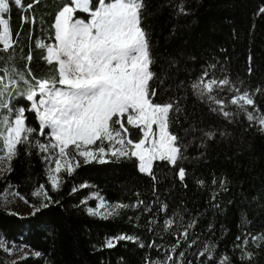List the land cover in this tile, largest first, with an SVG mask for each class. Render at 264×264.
I'll return each mask as SVG.
<instances>
[{
  "label": "trees",
  "instance_id": "obj_1",
  "mask_svg": "<svg viewBox=\"0 0 264 264\" xmlns=\"http://www.w3.org/2000/svg\"><path fill=\"white\" fill-rule=\"evenodd\" d=\"M71 4L8 0L11 45L1 41L0 21V153L17 106L25 118L0 171V264H264V130L256 119L264 115V0H144L149 97L171 107L180 156L155 159L146 172L132 154L87 160L70 145L74 167L54 185L46 159L53 137L32 96L39 98L40 82H59L47 45L58 13ZM205 77L219 88L206 92ZM241 93L251 103L236 102ZM110 126L134 143L144 136L126 114ZM102 144L109 145L103 136L93 146ZM9 191L35 211L9 209ZM95 194L109 214L91 212ZM8 243L31 252L12 260Z\"/></svg>",
  "mask_w": 264,
  "mask_h": 264
},
{
  "label": "rangeland",
  "instance_id": "obj_2",
  "mask_svg": "<svg viewBox=\"0 0 264 264\" xmlns=\"http://www.w3.org/2000/svg\"><path fill=\"white\" fill-rule=\"evenodd\" d=\"M71 1L72 4L57 17L56 39L47 45L49 60L58 62L59 82H40L39 98L34 100L32 96L33 107L53 137L46 158L51 182L58 185L59 173L73 169L75 161L67 152L70 145L77 147L87 160L104 161L109 155L132 154L146 172L150 171L155 159L177 161L181 147L171 128V107L152 104L149 97L148 42L140 21L144 0H100L95 9L91 6L92 0ZM6 4V0H0L1 41L5 45L10 42L3 18ZM82 13H87L88 17H83ZM202 85L206 92H213L220 84L212 77H205ZM236 97V102L252 101L247 93ZM15 114L14 126L3 138L0 171L7 168L25 132L24 109L17 106ZM116 114H126L132 125L142 127L144 136L140 142H132L115 126H110ZM256 119L264 130V115ZM101 136L108 147L93 146ZM37 193L43 205L50 203L43 189ZM93 198L97 207L90 208L91 212L100 215L111 212L101 196L95 194ZM3 202L22 216L36 209L14 191L4 196ZM6 249L12 260L31 252L26 247L16 250L9 243Z\"/></svg>",
  "mask_w": 264,
  "mask_h": 264
},
{
  "label": "crops",
  "instance_id": "obj_3",
  "mask_svg": "<svg viewBox=\"0 0 264 264\" xmlns=\"http://www.w3.org/2000/svg\"><path fill=\"white\" fill-rule=\"evenodd\" d=\"M6 2H7V4H8V0H6ZM7 4H6V9L3 11V13L7 10ZM66 7H68V6H66ZM65 7V8H66ZM64 8V9H65ZM64 9H62L59 13H58V15L59 14H61L63 11H64ZM58 15H57V17H58ZM57 17H56V20H55V25H56V21H57ZM5 19V18H4ZM5 21H6V24H7V33L9 34V37H10V42L8 43V44H6V45H11L12 44V38H11V36H10V31H9V24H8V21L5 19ZM3 26V25H2ZM56 31H57V26H56ZM57 33L58 32H56V36H57ZM3 34V33H2ZM2 36V35H1ZM56 38V37H55ZM52 43V42H51ZM48 54V53H47Z\"/></svg>",
  "mask_w": 264,
  "mask_h": 264
}]
</instances>
